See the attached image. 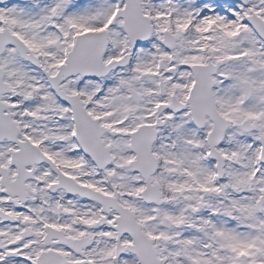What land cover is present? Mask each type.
<instances>
[{
  "label": "snow or ice",
  "instance_id": "snow-or-ice-1",
  "mask_svg": "<svg viewBox=\"0 0 264 264\" xmlns=\"http://www.w3.org/2000/svg\"><path fill=\"white\" fill-rule=\"evenodd\" d=\"M0 264H264V0H0Z\"/></svg>",
  "mask_w": 264,
  "mask_h": 264
}]
</instances>
